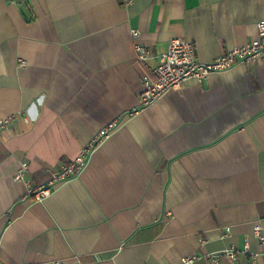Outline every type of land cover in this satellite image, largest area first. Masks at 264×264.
Wrapping results in <instances>:
<instances>
[{
  "label": "crops",
  "instance_id": "crops-1",
  "mask_svg": "<svg viewBox=\"0 0 264 264\" xmlns=\"http://www.w3.org/2000/svg\"><path fill=\"white\" fill-rule=\"evenodd\" d=\"M263 21L264 0H0V264H264V58L133 112L136 43L210 62ZM110 123L77 177L29 195Z\"/></svg>",
  "mask_w": 264,
  "mask_h": 264
},
{
  "label": "built area",
  "instance_id": "built-area-1",
  "mask_svg": "<svg viewBox=\"0 0 264 264\" xmlns=\"http://www.w3.org/2000/svg\"><path fill=\"white\" fill-rule=\"evenodd\" d=\"M132 34L134 37L137 36L136 32ZM134 53L135 59L148 70L140 78L141 91L138 96V107L133 109V112L137 113L142 108L151 105L167 91L179 89L189 79L202 82L211 73L224 72L237 64H248L259 58H264V21L257 24L256 39L243 46L226 50L221 56L210 62H199L195 56L193 43L184 38H172L169 40L166 50L157 56L151 57L145 48L138 43L134 45ZM150 59L155 60L153 65L149 64ZM12 118V116L0 118V134L8 129ZM114 127L115 124L110 123L100 130L97 137L70 164L62 166L47 184L30 189L29 195L36 201L43 200L51 194L52 188L57 182L77 177L87 164L91 150L104 139H107ZM27 168L26 163H21L19 170L14 175V180L22 181ZM253 235L261 246L264 258V233L260 224L253 226ZM244 251H248L247 241H245ZM225 255L230 260H234L236 251L227 250ZM196 259V256H184L178 261L168 264H193ZM54 264L59 263L55 262Z\"/></svg>",
  "mask_w": 264,
  "mask_h": 264
}]
</instances>
